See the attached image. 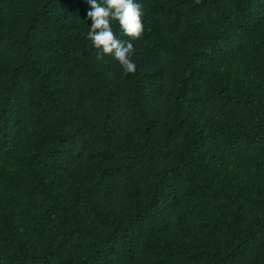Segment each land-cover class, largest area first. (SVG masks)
<instances>
[{
    "label": "trees",
    "instance_id": "16d2710c",
    "mask_svg": "<svg viewBox=\"0 0 264 264\" xmlns=\"http://www.w3.org/2000/svg\"><path fill=\"white\" fill-rule=\"evenodd\" d=\"M135 2L125 74L85 0H0V264H264V0Z\"/></svg>",
    "mask_w": 264,
    "mask_h": 264
},
{
    "label": "clouds",
    "instance_id": "9594fccd",
    "mask_svg": "<svg viewBox=\"0 0 264 264\" xmlns=\"http://www.w3.org/2000/svg\"><path fill=\"white\" fill-rule=\"evenodd\" d=\"M90 6L87 18L91 27L87 39L97 50V59L109 56L114 59L125 74H134L136 65L133 41L142 39L144 34L142 6L135 0H85ZM118 23L121 33L127 39L116 37L112 22Z\"/></svg>",
    "mask_w": 264,
    "mask_h": 264
}]
</instances>
